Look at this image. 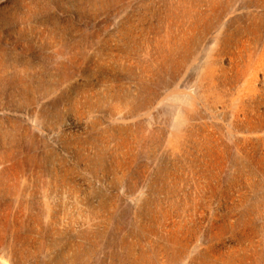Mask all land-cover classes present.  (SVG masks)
<instances>
[{
  "label": "rangeland",
  "instance_id": "rangeland-1",
  "mask_svg": "<svg viewBox=\"0 0 264 264\" xmlns=\"http://www.w3.org/2000/svg\"><path fill=\"white\" fill-rule=\"evenodd\" d=\"M0 264H264V0H0Z\"/></svg>",
  "mask_w": 264,
  "mask_h": 264
}]
</instances>
